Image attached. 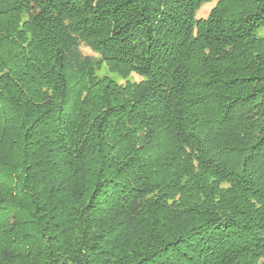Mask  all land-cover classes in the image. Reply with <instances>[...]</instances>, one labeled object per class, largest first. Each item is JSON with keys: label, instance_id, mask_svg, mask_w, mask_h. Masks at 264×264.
<instances>
[{"label": "trees", "instance_id": "obj_1", "mask_svg": "<svg viewBox=\"0 0 264 264\" xmlns=\"http://www.w3.org/2000/svg\"><path fill=\"white\" fill-rule=\"evenodd\" d=\"M0 264H264V0H0Z\"/></svg>", "mask_w": 264, "mask_h": 264}, {"label": "rangeland", "instance_id": "obj_2", "mask_svg": "<svg viewBox=\"0 0 264 264\" xmlns=\"http://www.w3.org/2000/svg\"><path fill=\"white\" fill-rule=\"evenodd\" d=\"M214 5H215V2H211V3H207V4L202 5V7L198 10V12L196 14V18H198V19L199 18H206L208 13H209V11H210V9ZM80 50H81L82 54H84V55H92V56H94V54L85 46H82L80 48ZM102 73L107 74L108 72L104 70V72H102ZM131 79H133L134 81H139L140 80L139 77H137L135 75H133V77Z\"/></svg>", "mask_w": 264, "mask_h": 264}]
</instances>
